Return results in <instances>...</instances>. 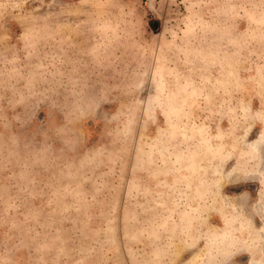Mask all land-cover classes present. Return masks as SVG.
<instances>
[{"label": "rangeland", "instance_id": "1", "mask_svg": "<svg viewBox=\"0 0 264 264\" xmlns=\"http://www.w3.org/2000/svg\"><path fill=\"white\" fill-rule=\"evenodd\" d=\"M0 264H264V0H0Z\"/></svg>", "mask_w": 264, "mask_h": 264}]
</instances>
